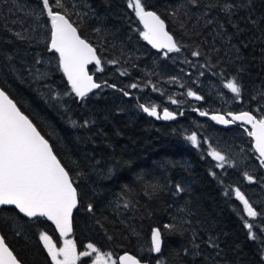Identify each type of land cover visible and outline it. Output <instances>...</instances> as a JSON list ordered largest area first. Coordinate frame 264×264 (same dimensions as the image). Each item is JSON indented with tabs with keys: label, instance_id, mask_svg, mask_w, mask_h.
Wrapping results in <instances>:
<instances>
[{
	"label": "trees",
	"instance_id": "obj_1",
	"mask_svg": "<svg viewBox=\"0 0 264 264\" xmlns=\"http://www.w3.org/2000/svg\"><path fill=\"white\" fill-rule=\"evenodd\" d=\"M19 2L36 8L38 0ZM73 2L80 12H87L89 5L96 11V16L89 13L83 22L74 12L72 19L80 24L81 35L97 47L101 56L104 70L97 72L95 65L90 70L102 87L88 94L83 101L74 94L64 95L70 91V85L59 69L58 54L47 51L50 34L47 18L42 17L36 22L33 18H25L28 27H34L35 23L43 25L29 34L35 38L31 43L16 40L8 30H19L20 25L11 22L23 18L16 11V0L0 2V86L33 119L42 134L51 138L57 155L76 179L81 204L74 215L72 238L77 250L83 251L91 242L102 252H111L117 257L128 251L150 264H156L157 260L162 264H193L182 249L189 246L191 230L195 229L204 239L207 234L219 237L223 249L218 258L221 264L225 261L227 264H261L257 244L248 239L241 219L246 213L233 194V189L239 187L258 211H264V170L259 166L252 139L239 127H218L195 109L209 113L251 110L259 116L254 110L260 108L264 113V101L257 96L264 86V42L259 39L264 32V23L253 28L240 21V26L246 30L232 43L243 41L249 46L241 49L243 58L236 60L234 50L226 41L217 38L213 45L211 27L204 29L203 22L193 27L195 16L181 30L179 20L186 11L183 5L187 0H145L150 9L166 19L173 35L188 46L181 53H171L166 58L140 37L136 29L142 30L143 26L127 9L125 0H68L69 4ZM205 2L201 0V5ZM174 9H179L177 18L168 15ZM70 11L73 10L70 8ZM262 15L264 3L254 0L253 17L259 21ZM96 27L105 31L97 34L93 31ZM195 31L201 34L192 35ZM231 32L229 28V34ZM197 47L205 55L191 56L190 52ZM213 47L219 51H212ZM8 55L13 56L11 61L6 59ZM37 56L42 61L39 65L34 64ZM111 60L119 63H107ZM241 67L246 69L240 74L244 97L239 101L242 105H236L232 100H223H229L232 93L223 88L222 78L217 74L223 72L226 80L235 76ZM27 68L34 72L38 68L46 78L34 79ZM125 71L127 75H122ZM172 77H183L185 85L181 87L180 80L171 82ZM104 82L117 87L103 86ZM133 83L140 87L129 88ZM146 84L149 86L145 87ZM151 85L160 91L153 90ZM119 89L130 95H123ZM188 89L205 99L197 101L188 97ZM56 92L61 94L59 100L52 98ZM253 96L257 98L252 99ZM169 97L180 103L172 104ZM140 105L168 107L183 112V115L175 120H157L144 113ZM84 120L95 123L86 128L72 126V121L80 124ZM193 132L200 136L199 148L187 140ZM207 138L231 155L236 162L234 167H215L216 162L207 155L209 149L204 143ZM227 144L231 147L228 150ZM238 148L243 149V154ZM241 159L243 161L239 163ZM109 169H112L111 178H108ZM245 171L255 177L254 182L246 180ZM77 172L82 175L77 177ZM149 183H159L164 190L152 196L147 188ZM176 183L185 185L189 191L180 196L172 195V185ZM225 191L228 196L224 195ZM121 196L129 200V208L123 207ZM87 203L94 205V215L84 210ZM117 203L121 205L119 208ZM96 220L103 227L96 224ZM185 220L191 224H183ZM257 222L264 224L259 218ZM170 223L180 224L188 231L183 236L168 233L163 226ZM39 227L60 241L51 222L45 221ZM156 227L164 234V245L159 254L150 251L151 231ZM0 230L6 234L10 247L23 264H51L35 230H27L26 236L22 237L15 236L2 224ZM201 250L205 256L214 255L203 244ZM89 262L87 258L83 264ZM196 264H200V258Z\"/></svg>",
	"mask_w": 264,
	"mask_h": 264
},
{
	"label": "snow or ice",
	"instance_id": "obj_2",
	"mask_svg": "<svg viewBox=\"0 0 264 264\" xmlns=\"http://www.w3.org/2000/svg\"><path fill=\"white\" fill-rule=\"evenodd\" d=\"M16 4V11L21 13L23 18L15 19L11 23L20 25V29L9 28L8 30L18 41L31 43L35 38L30 37L29 34L35 32L36 28L43 26L35 23L34 27H28L25 18H33L34 22L39 21L42 17L47 18L50 29L47 51L58 54L59 69L64 73L70 85V91L64 95L71 96L74 94L75 97L83 101L94 89L102 87V84L97 83L88 70L90 64L97 66V71L102 72L104 70L101 67L103 63L101 56L97 53V47L87 38L82 37L80 24L72 19L73 12L80 22H83L89 13L94 17L96 16L94 8L89 5L87 12H80L76 10V4L74 2L69 4L68 0H38L36 8L27 4H20L19 0H16ZM125 5L143 26L142 30L136 29L140 37L152 48L159 50L163 57L167 58L171 53H181L184 48L188 47L169 31L166 19L162 18V15L158 14L157 11L151 10L145 0H125ZM183 7L186 8V11L183 12V18L179 20L181 30H184L187 22L195 16L193 27L201 25V22H203L202 27L204 29L211 27L214 33L213 45L217 38L226 41L234 50L236 60L243 58L241 49L249 46L243 41H240L239 44L232 43L234 38L240 37L246 30L240 26V21H245L253 28L264 23V15L259 21L253 17L254 0H206L203 5H201V0H187ZM70 8L73 11H70ZM242 11L246 13L243 16L240 15ZM178 13L179 9H174L168 15L177 18ZM220 17L223 19L221 20ZM229 28L232 29L231 34H229ZM93 31L100 34L105 30L96 27ZM200 34V31L192 33L196 36ZM185 35H188L186 31ZM259 39L264 42V32H261ZM211 50L219 51L215 47ZM190 55L199 58L205 53L197 47L190 52ZM6 59L11 61L13 56L8 55ZM185 62L190 63L189 61ZM41 63V59L37 56L34 59V64L39 65ZM107 63L117 64L119 61L111 60ZM204 67H207V64ZM26 71L34 79L46 78L38 68L35 72L32 68H27ZM245 71L246 69L241 67L235 76L226 80L223 79V72L217 74L222 78L223 88L229 90L233 94V98L238 101H242L244 97V85L240 79V74ZM122 75H127V72H123ZM200 75L203 76L204 73L201 72ZM171 82H178V78L172 77ZM103 86L113 89L117 87L115 84L108 85L107 82H104ZM148 86V84L145 85V87ZM180 86L183 87L184 85L181 84ZM128 87L136 89L140 86L133 83ZM151 87L155 91H160L155 85H151ZM119 90L125 96L130 95L123 89ZM186 95L197 101L205 99L204 96L192 89H188ZM257 96L259 100L264 101V86L258 90ZM257 96H253L252 99H256ZM52 98L59 100L61 94L56 92ZM169 100L172 104L180 103L172 97H169ZM140 108L144 113L156 119L175 120L177 116L176 112L169 111L167 108L158 110L156 105H140ZM195 111H198L200 116H210L211 120L221 125H231L237 122H241L242 127L250 125L251 130L247 131L246 134L254 139V150L258 153L259 166L264 168V113H261L260 108L254 110L259 114V118L252 111L239 113L229 111L225 114L217 112L211 115L209 111H200L199 109H195ZM179 114L182 116L183 112ZM71 123L73 127L86 128L90 124H94L95 121L84 120L80 124L76 121ZM50 139V137L46 138V134H42L33 119L21 110V107L9 93L0 87V224L11 229L17 237L26 236L27 230H35L37 239L51 264H80L84 258H91V264H142V261L136 256L127 253L114 259L111 252H101L91 242L85 245L83 251H78L75 239L68 238L73 232V213L74 210H79L81 197L76 179H74L70 169L62 162L61 157L57 155ZM187 140L197 148L200 147L201 141L196 132L187 136ZM204 143L208 144L207 155L216 162V168L225 169L226 166H235V161L224 151L212 147L206 139ZM111 173L112 169H109L108 178H111ZM210 174L216 176L215 172ZM80 175L82 173H76L77 177ZM243 175L248 182L255 181V177L248 172L245 171ZM147 188L152 196L164 190V186L159 183H149ZM188 191L189 189L181 183L172 185V195L174 196H180ZM233 194L241 202L242 210L246 213V217H241V219L248 233V239L257 244L261 264H264V224L257 222V218L264 220V211H258L239 187L233 189ZM224 195L228 196V191H225ZM119 199L125 209L131 206L129 200L123 196ZM116 206L119 208L121 205L117 203ZM84 210L94 215L95 209L92 203H87ZM45 221L51 222L58 231L62 238L61 246H57L53 237L39 227ZM95 222L103 227L99 220ZM183 224L190 225L191 221L185 220ZM163 227L168 233L181 236L188 231L187 228L176 223L165 224ZM163 236L160 227L152 229L150 251L157 254L162 252ZM202 244L211 249L214 255L205 256L201 250ZM188 245L182 249V252L185 256L190 257L193 264H196L197 258H200V264H221L218 258L223 249L218 236L207 234V238L204 239L199 236L195 229H192ZM0 264H23V260L10 247L6 234L2 230H0ZM156 264H162V261L157 260ZM224 264L227 262L225 261Z\"/></svg>",
	"mask_w": 264,
	"mask_h": 264
},
{
	"label": "water",
	"instance_id": "obj_3",
	"mask_svg": "<svg viewBox=\"0 0 264 264\" xmlns=\"http://www.w3.org/2000/svg\"><path fill=\"white\" fill-rule=\"evenodd\" d=\"M151 10H153V9H151ZM167 23V22H166ZM170 31V30H169ZM83 37V36H82ZM155 50H157V49H155ZM159 51V50H158ZM91 65V64H90ZM89 65V66H90ZM89 66H88V70H89ZM89 74L90 75H93L91 72H90V70H89ZM93 78H94V80H95V77L93 76ZM96 81V80H95ZM97 82V81H96ZM97 83H99V82H97ZM1 87V86H0ZM95 90V89H94ZM93 90V91H94ZM92 91V92H93ZM91 92V93H92ZM90 94V93H89ZM146 106V105H145ZM169 111H173V112H176L175 110H172V109H169V108H167ZM158 110H160V109H158ZM241 111H251V110H240V111H231V112H233V113H239V112H241ZM253 112V111H252ZM177 113V116H176V119H178L179 118V116H180V114L178 113V112H176ZM215 113H217V112H213V113H210V115L211 114H215ZM26 114V113H25ZM219 114H225V113H223V112H219ZM253 114H255L254 112H253ZM27 115V114H26ZM201 117H204V116H201ZM153 118H155V117H153ZM207 118H209L210 119V116H208ZM259 118V117H258ZM156 119V118H155ZM157 120H160V119H157ZM219 127H223V128H229V127H232V126H234V125H236V124H240L241 125V122H237L236 124H231V125H221V124H219V123H217L216 121H214ZM245 129H247V131H249V130H251V126L250 125H245V126H243ZM252 140H253V147L255 148V144H254V139L252 138ZM51 143V142H50ZM258 154V153H257ZM264 169V168H263ZM75 212H76V210H74V213H73V231H74V215H75ZM58 232V231H57ZM73 234V232L70 234V235H72ZM69 235V236H70ZM125 253H127V254H129V255H133V256H136L135 254H133L132 252H123V253H121L119 256H121V255H124ZM118 256V257H119ZM138 259H139V257L138 256H136ZM142 261V264H150L149 262H147V261H143V260H141Z\"/></svg>",
	"mask_w": 264,
	"mask_h": 264
},
{
	"label": "rangeland",
	"instance_id": "obj_4",
	"mask_svg": "<svg viewBox=\"0 0 264 264\" xmlns=\"http://www.w3.org/2000/svg\"><path fill=\"white\" fill-rule=\"evenodd\" d=\"M101 67H103V66H101ZM95 70H96V68H95ZM97 71V70H96ZM97 72H99V71H97ZM183 77H178V80H180V82H178V84L179 85H181V84H183L184 83V79H182ZM183 85H185V84H183ZM232 95V96H231ZM230 96H229V100H227V99H223V100H225V101H227V102H231V100H232V102H236V105H239V101L238 100H235L234 98H233V94H231ZM222 104H224V105H227V103H222ZM241 104V103H240ZM242 105V104H241ZM174 110V109H173ZM176 111V110H175ZM226 111H228V110H226ZM209 132H211V131H209ZM213 134V132H211V134L210 135H212ZM199 137V139H200V136H198ZM207 141L211 144V146L212 147H215V148H217L218 150H221L220 148H219V146L220 145H215V143H212L211 142V140L209 139V138H207ZM227 146V150L228 149H230L231 147H230V144H227L226 145ZM207 147H208V144H207ZM208 149H209V147H208ZM238 150H239V152H241L242 154H243V149L242 148H238ZM223 151V150H222ZM225 154H227L226 152H225ZM257 154V153H256ZM228 155V154H227ZM231 159H232V157H231V155H228ZM243 159H245V157L243 158ZM243 160L241 159L240 161H239V163H241ZM235 164H236V162H235ZM50 235V234H49ZM69 239H72L71 238V236H69L68 237ZM53 240L57 243V246H61L62 245V238H60V241H58V240H56L54 237H53ZM102 252V251H101ZM113 258L115 259V258H118L117 256H114L113 255ZM84 259H87V258H84ZM84 259L80 262V264H83V261H84ZM89 263L88 264H91V258H89Z\"/></svg>",
	"mask_w": 264,
	"mask_h": 264
},
{
	"label": "flooded vegetation",
	"instance_id": "obj_5",
	"mask_svg": "<svg viewBox=\"0 0 264 264\" xmlns=\"http://www.w3.org/2000/svg\"><path fill=\"white\" fill-rule=\"evenodd\" d=\"M218 112V111H217ZM207 118V117H206ZM218 126V125H217ZM219 127V126H218ZM232 127H239L240 129H242V130H244V131H246V133H247V129H245L244 127H242L240 124H236V125H234V126H232ZM232 127H229V128H232ZM224 129H227V128H224Z\"/></svg>",
	"mask_w": 264,
	"mask_h": 264
}]
</instances>
